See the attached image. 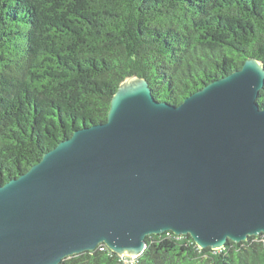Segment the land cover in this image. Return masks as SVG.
Returning <instances> with one entry per match:
<instances>
[{"label": "water", "instance_id": "95a60500", "mask_svg": "<svg viewBox=\"0 0 264 264\" xmlns=\"http://www.w3.org/2000/svg\"><path fill=\"white\" fill-rule=\"evenodd\" d=\"M263 86L253 58L176 107L123 81L106 123L0 186V264H60L101 244L139 257L165 232L213 251L264 235Z\"/></svg>", "mask_w": 264, "mask_h": 264}, {"label": "trees", "instance_id": "16d2710c", "mask_svg": "<svg viewBox=\"0 0 264 264\" xmlns=\"http://www.w3.org/2000/svg\"><path fill=\"white\" fill-rule=\"evenodd\" d=\"M249 58L264 65V0H0V186L106 123L126 79L176 107ZM60 264L122 263L101 244ZM136 264H264V235L216 251L149 235Z\"/></svg>", "mask_w": 264, "mask_h": 264}, {"label": "built area", "instance_id": "2783aa9c", "mask_svg": "<svg viewBox=\"0 0 264 264\" xmlns=\"http://www.w3.org/2000/svg\"><path fill=\"white\" fill-rule=\"evenodd\" d=\"M100 250H103L100 248ZM120 261L122 264H136V257H127L120 255Z\"/></svg>", "mask_w": 264, "mask_h": 264}]
</instances>
